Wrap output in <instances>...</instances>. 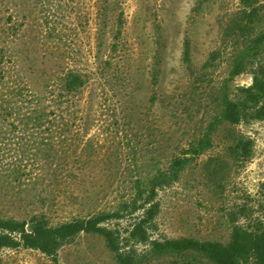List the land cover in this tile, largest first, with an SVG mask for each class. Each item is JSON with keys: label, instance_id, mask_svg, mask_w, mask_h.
I'll return each instance as SVG.
<instances>
[{"label": "rangeland", "instance_id": "1", "mask_svg": "<svg viewBox=\"0 0 264 264\" xmlns=\"http://www.w3.org/2000/svg\"><path fill=\"white\" fill-rule=\"evenodd\" d=\"M97 4L0 0V24L11 15L15 26L7 34L0 27V48L10 52L12 62L5 63L14 66V74L19 71L37 93L71 70L89 78L71 101L78 114L70 127L73 152L62 150L54 135L59 147L55 174V168H47L45 178L14 180L0 172L2 218L22 220L41 213L56 225L114 210L130 196L138 174L165 168L201 138L223 90L230 93L251 83L250 73L230 78L235 44L223 35L239 0H108L100 14ZM119 20L121 35L113 39ZM184 40L190 43L191 69L182 60ZM214 52L219 55L211 60ZM259 62L264 65V48ZM228 132L249 137L253 156L212 175L208 163L227 158ZM51 135V129L44 133ZM212 137L211 147L158 192L152 238L227 243L232 212L243 206L264 210V120L223 124ZM36 162L31 158V165ZM131 222L126 217L119 225ZM145 248L138 246L139 251ZM58 257L62 264H116L104 240L93 234L78 235ZM174 260L150 258L146 264H187ZM0 264L51 262L38 251L19 248L2 251Z\"/></svg>", "mask_w": 264, "mask_h": 264}, {"label": "trees", "instance_id": "2", "mask_svg": "<svg viewBox=\"0 0 264 264\" xmlns=\"http://www.w3.org/2000/svg\"><path fill=\"white\" fill-rule=\"evenodd\" d=\"M107 1L98 0V14L103 13L102 7ZM263 2L239 0V10L224 29V40L235 44L229 76L250 73L251 83L237 86L230 93L222 91L218 110L210 116L201 138L190 142L165 168H155L148 175L138 174L132 182L130 196L112 211L73 218L56 225L50 224L47 216L41 213L22 220L0 217V253L24 248L40 252L51 264H62L59 251L83 233L101 237L116 264H146L150 258L167 256L187 264H264V210L261 207L255 210L253 206H243L230 214L227 243L190 237L152 238L160 209L158 192L176 182L190 161L211 147L212 136L220 126L264 120V65L259 62L264 48ZM11 19L9 15L0 24L5 27L6 34L15 28L10 24ZM121 27L119 20L113 39L120 37ZM111 48L116 49L117 45L112 44ZM190 52V43L184 40L182 60L188 69L192 65ZM218 55L212 53L211 60ZM10 56V52L6 54L0 48V172L6 178L19 180L45 178L44 171L55 168L52 176L56 172L55 160L59 158L54 135L58 136L57 143L62 150L73 152L72 134L75 131L70 127L78 114L71 101L83 92L89 78L71 70L53 85L46 84L42 93H37L19 71L14 74L13 65H6L5 62H12ZM50 129L52 135L47 138L44 133ZM224 147L227 158L223 162L213 160L208 163L212 165V175L221 174L229 163L244 165L253 156V141L244 134L228 132ZM31 158L37 161L36 164H30ZM261 186L264 188V184ZM126 217L132 222L122 228L119 223ZM111 222H115V226L110 227ZM138 246L146 248L139 251Z\"/></svg>", "mask_w": 264, "mask_h": 264}]
</instances>
